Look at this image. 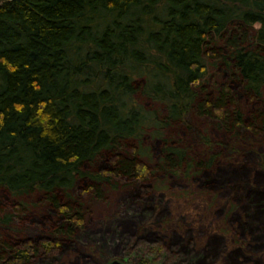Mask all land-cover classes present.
Listing matches in <instances>:
<instances>
[{"label":"trees","instance_id":"1","mask_svg":"<svg viewBox=\"0 0 264 264\" xmlns=\"http://www.w3.org/2000/svg\"><path fill=\"white\" fill-rule=\"evenodd\" d=\"M209 129L228 145L264 141V0H0V189L13 200L0 227L28 230L0 228V264H32L82 234L77 180L101 197L154 171L243 183L240 225L264 246V173L224 170ZM145 136L161 142L152 168ZM33 208L54 220L30 221ZM210 243L191 262L210 264Z\"/></svg>","mask_w":264,"mask_h":264},{"label":"rangeland","instance_id":"2","mask_svg":"<svg viewBox=\"0 0 264 264\" xmlns=\"http://www.w3.org/2000/svg\"><path fill=\"white\" fill-rule=\"evenodd\" d=\"M239 92L238 101L243 111L248 112L254 102L243 95L242 89ZM200 126L197 120L196 133L186 134L189 144L196 141ZM209 131L218 143L221 167L229 170L246 164L245 169L253 172L252 181L256 182V173H264V141L254 143L249 137L241 145H228L225 134ZM143 144L152 154L151 159L145 158L152 168L161 142L145 136ZM220 164L215 167L212 163L214 170L210 169L216 173ZM210 176L198 171L192 174L180 171L173 175L154 171L143 183L122 182L115 188L103 189L101 197H89L88 192H84L85 180L79 179L71 195L82 204V234L64 241L61 250L35 257L32 264H55L56 261L59 264H108L113 258L129 264L140 258L147 259V264H194L192 258L209 248L212 239L216 245L208 257L210 264H228L232 252L235 264H264V246H257L251 228L246 230L240 225V218L245 219V207L242 211L239 204L241 200L244 205L248 204L247 188L243 183L233 188L220 186L214 184ZM12 204V198L0 189L3 211H8ZM41 213L54 220L47 209L38 211L36 208L29 211L28 219L42 218ZM10 225L0 227L6 236L20 237L28 232L23 223L14 221ZM116 230L115 240L119 239V244L111 246L110 234ZM40 233L45 235L43 231ZM248 241L252 244L248 245Z\"/></svg>","mask_w":264,"mask_h":264},{"label":"water","instance_id":"3","mask_svg":"<svg viewBox=\"0 0 264 264\" xmlns=\"http://www.w3.org/2000/svg\"><path fill=\"white\" fill-rule=\"evenodd\" d=\"M108 264H129V263H126V262H124V261H122V260H119V259H115V258H113V259H111V260L109 261Z\"/></svg>","mask_w":264,"mask_h":264}]
</instances>
